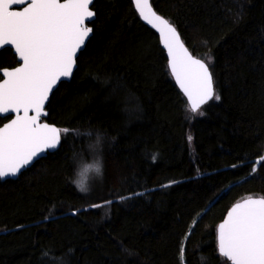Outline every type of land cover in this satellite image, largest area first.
Returning a JSON list of instances; mask_svg holds the SVG:
<instances>
[{
  "label": "trees",
  "instance_id": "16d2710c",
  "mask_svg": "<svg viewBox=\"0 0 264 264\" xmlns=\"http://www.w3.org/2000/svg\"><path fill=\"white\" fill-rule=\"evenodd\" d=\"M150 3L207 64L214 97L191 112L132 1L95 0L92 35L46 106L69 131L0 181V264H230L217 224L264 197V0ZM15 64L2 49L0 69Z\"/></svg>",
  "mask_w": 264,
  "mask_h": 264
},
{
  "label": "snow or ice",
  "instance_id": "6c2138e0",
  "mask_svg": "<svg viewBox=\"0 0 264 264\" xmlns=\"http://www.w3.org/2000/svg\"><path fill=\"white\" fill-rule=\"evenodd\" d=\"M134 2L141 18L163 37L172 75L190 111L198 112L215 95L208 66L188 54L175 27L153 11L149 0ZM20 4H26L23 10H12ZM90 4L92 0H0V49L10 45L23 62L15 70H3L0 82V114L17 113L0 127V178L16 176L34 157L55 149L61 131H69L39 120L53 86L71 75L77 50L91 32L85 23L95 15ZM100 171L99 161L82 165L80 190H88L89 172ZM218 251L231 264H264V197H248L231 209L218 228Z\"/></svg>",
  "mask_w": 264,
  "mask_h": 264
},
{
  "label": "water",
  "instance_id": "95a60500",
  "mask_svg": "<svg viewBox=\"0 0 264 264\" xmlns=\"http://www.w3.org/2000/svg\"><path fill=\"white\" fill-rule=\"evenodd\" d=\"M94 1H95V0H92V4L94 3ZM131 1H132V3H133L134 9H135L136 13L138 14L140 20H141V21H142L147 27H149L150 29H152V30L157 34L158 39H159V42H160V45H161L162 49H163L164 52H165V57H166V60H167V67H168L169 73H170V75H171V77H172V79H173L175 85L177 86V88L179 89V91L182 93V95H183L184 98L186 99L187 104H188V106H189V108H190V102L188 101L187 96L184 94L183 90H182V89L180 88V86L177 84L175 77L172 75L171 68H170V57H169V55H168V50H167V48L164 46L163 37L161 36L160 32H158L155 28H153L150 24H148L144 19L141 18L139 12L137 11V8H136V5H135L134 0H131ZM60 2L63 3V2H65V0L60 1ZM149 3H150V0H149ZM92 4H90V6H89L90 9H91V7H92ZM20 5H21V4H20ZM20 5H13V6H20ZM150 5H151V3H150ZM151 7H152V6H151ZM152 9H153V8H152ZM22 10H23V9H22ZM91 10H92V9H91ZM14 11H16V10H14ZM153 11L155 12L154 9H153ZM155 13H156L157 15H159L161 18L165 19L163 16H161V15L158 14L157 12H155ZM94 18H95V15H94V17L90 18L89 20H86L85 23H86V26H87V27L91 28L90 24L93 22ZM165 20H166V19H165ZM166 21H167V20H166ZM171 25H172V24H171ZM172 26H173V25H172ZM175 29H176V28H175ZM176 32H177V34H178V31H177V30H176ZM91 35H92V28H91V32L89 33L88 37L85 39L84 44H83V45L77 50V53H76V56H75V63H74V66H73V69H72V73H71V75H70L69 77H61L60 81H58L57 84L53 86L52 91L49 93L48 99L45 101V105H44V109H43V113H44V114H42L41 117H40V120H39L40 123H46V124H48V125L51 126V127H56L55 125L50 124V123H48V122L45 121V119L47 118V111H46L45 108H46V106H47V103H48V101H49V99H50V96H51L52 92L57 88V86L59 85V83H60V82H64V81H66V82H67V81H70V79H71V77H72V74H73V72H74V70H75V68H76V60H77V58H78L80 52H82V51L84 50V48H85V46H86L88 40L90 39ZM178 35H179V34H178ZM179 37H180V36H179ZM180 40H181V38H180ZM181 42L183 43L182 40H181ZM183 45H184L185 49L187 50L188 54H189L193 59H198V60H200L201 62L205 63L202 59L197 58V57H195L194 55H192V54L190 53V51L187 49V47L185 46L184 43H183ZM5 48H9V49L12 50V53H13V55H15L17 62H19V65H18L17 67L21 66L23 62H22L21 60H19V57L15 54L14 49H12V47H11L10 45H9V46H5ZM5 48H2V49H5ZM2 49H0V50H2ZM205 64H206V63H205ZM206 65H207V64H206ZM17 67H15V68H13V69H3V70H15ZM3 70L0 71V75H1V80H0V82H2V80H3V77H2V72H3ZM209 72H210V70H209ZM213 89H214V87H213ZM209 101H210V100H209ZM209 101H208V102H209ZM205 104H206V103H205ZM203 105H204V104H203ZM203 105H202V106H203ZM202 106H201V107H202ZM33 114H34V113L29 112V115H33ZM16 115H17V113H12V112L7 113V114H0V118H6V117H9V120H7V122H5V123H4L3 125H1L0 127H3L4 125L10 123V122H11V119H14V118L16 117ZM19 115H23V113L21 112V113H19ZM56 128L59 129L58 127H56ZM59 145H60V142H59V144L57 145V147H56L55 149H46L44 152L40 153L37 157H34L33 160H32L28 165L24 166V167L20 170V172L17 173L16 176H6V177H4V178H0V181H5V180H8V179L15 180V179H16V178H17V177H18L23 171H25L26 169H28L29 167H31V166L34 164V162H36L37 160H39V159L45 157L47 153H53V152H55V151L59 148ZM251 197H253V198H261V197H259V196H251ZM246 198H248V197H246ZM246 198H243V199H241V200L235 202V203H234V204H233V205L227 210V212L225 213V215H224V217L222 218V220L217 224V227H216L217 250H218V228H219V225H220L221 223H223L225 219H227L228 213L231 211V209H232L237 203H241V202H243ZM218 253H219V251H218ZM219 254H220V253H219ZM220 255H221V254H220ZM221 256H222V255H221ZM223 257H224V256H223ZM224 258L227 260L226 257H224ZM229 263L231 264L230 261H229Z\"/></svg>",
  "mask_w": 264,
  "mask_h": 264
},
{
  "label": "flooded vegetation",
  "instance_id": "af4514ba",
  "mask_svg": "<svg viewBox=\"0 0 264 264\" xmlns=\"http://www.w3.org/2000/svg\"><path fill=\"white\" fill-rule=\"evenodd\" d=\"M60 1H63V0H60ZM25 6H26V4H21L20 6H12V10H22ZM7 49H9V48H7ZM10 51L12 53V50L11 49H10ZM12 55H13V53H12ZM13 56L15 57V55H13ZM15 62H16V64L14 66L8 67V68H6V67L5 68H2V69H0V71L3 70V69H13V68L17 67L19 65V62H17L16 57H15ZM0 80H1V75H0ZM1 119H4V118H1ZM7 120H9V117H6V119H4V121H3V123L1 125H3L5 122H7ZM45 121H46V119H45Z\"/></svg>",
  "mask_w": 264,
  "mask_h": 264
},
{
  "label": "bare ground",
  "instance_id": "6f19581e",
  "mask_svg": "<svg viewBox=\"0 0 264 264\" xmlns=\"http://www.w3.org/2000/svg\"><path fill=\"white\" fill-rule=\"evenodd\" d=\"M93 144H95V143H93ZM97 144V143H96ZM95 148V147H94ZM91 150V149H90ZM92 150H93V148H92ZM89 155V154H88ZM88 155H87V157H88ZM91 157H92V155H91ZM96 158V157H95ZM94 158V159H95ZM84 159V158H83ZM88 159H91L90 157L88 158ZM85 160V159H84ZM86 161V160H85ZM88 161V160H87ZM89 161H93V160H89Z\"/></svg>",
  "mask_w": 264,
  "mask_h": 264
},
{
  "label": "rangeland",
  "instance_id": "374dc122",
  "mask_svg": "<svg viewBox=\"0 0 264 264\" xmlns=\"http://www.w3.org/2000/svg\"><path fill=\"white\" fill-rule=\"evenodd\" d=\"M78 179H79V177H78ZM78 179H77V181H78ZM77 183V182H76Z\"/></svg>",
  "mask_w": 264,
  "mask_h": 264
}]
</instances>
